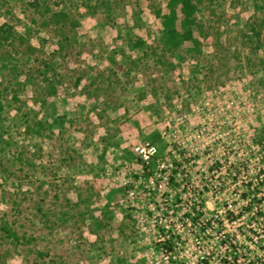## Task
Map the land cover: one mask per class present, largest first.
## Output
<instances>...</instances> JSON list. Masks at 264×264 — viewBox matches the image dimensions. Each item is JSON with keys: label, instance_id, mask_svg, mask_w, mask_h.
Wrapping results in <instances>:
<instances>
[{"label": "rangeland", "instance_id": "obj_1", "mask_svg": "<svg viewBox=\"0 0 264 264\" xmlns=\"http://www.w3.org/2000/svg\"><path fill=\"white\" fill-rule=\"evenodd\" d=\"M194 2L0 0V264H264V0Z\"/></svg>", "mask_w": 264, "mask_h": 264}, {"label": "trees", "instance_id": "obj_2", "mask_svg": "<svg viewBox=\"0 0 264 264\" xmlns=\"http://www.w3.org/2000/svg\"><path fill=\"white\" fill-rule=\"evenodd\" d=\"M168 7L169 13L163 20L166 44L170 48H176L187 41H191L198 49L200 40L194 30L196 24L195 13L197 11L194 0H168ZM2 30H4V27L0 28V31ZM0 43H2L1 38ZM2 109L3 103L0 101V112ZM169 179L174 181L173 177Z\"/></svg>", "mask_w": 264, "mask_h": 264}, {"label": "built area", "instance_id": "obj_3", "mask_svg": "<svg viewBox=\"0 0 264 264\" xmlns=\"http://www.w3.org/2000/svg\"><path fill=\"white\" fill-rule=\"evenodd\" d=\"M136 151L139 153L140 157L144 162L149 163L152 158L158 153V148L155 144H152L150 142H147L146 144H141L136 146ZM166 169L169 168L166 163H162L159 165V174H162V172ZM166 177V176H165ZM169 179V178H168Z\"/></svg>", "mask_w": 264, "mask_h": 264}]
</instances>
